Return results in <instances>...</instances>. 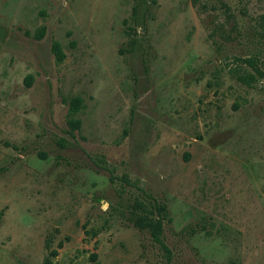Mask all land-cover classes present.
<instances>
[{
    "label": "rangeland",
    "instance_id": "rangeland-1",
    "mask_svg": "<svg viewBox=\"0 0 264 264\" xmlns=\"http://www.w3.org/2000/svg\"><path fill=\"white\" fill-rule=\"evenodd\" d=\"M47 259L264 264V0H0V264Z\"/></svg>",
    "mask_w": 264,
    "mask_h": 264
},
{
    "label": "trees",
    "instance_id": "trees-1",
    "mask_svg": "<svg viewBox=\"0 0 264 264\" xmlns=\"http://www.w3.org/2000/svg\"><path fill=\"white\" fill-rule=\"evenodd\" d=\"M193 1H196V0H193ZM52 50H53V53L55 54V57L57 58V61H61L63 59V55H62V53L60 51V48H59V45L57 43H54L53 44ZM26 84L29 85L28 82H26ZM79 103H80V101L78 99H75V100L72 101L71 107H70L71 112H75V111L78 110ZM69 126H70L71 130H76L79 127V121H77V120H71L69 122ZM153 229H154V227H153ZM153 240L156 243H158L159 245H161V247L163 249H166L165 246H164V244L160 240L158 234L155 232V230L153 232ZM60 246H61V243H60L59 247ZM56 255H57V252L56 251H51V253H50V256L51 257H55ZM91 260H93V261L96 260V254H92L91 255ZM45 264H50V259H47L45 261Z\"/></svg>",
    "mask_w": 264,
    "mask_h": 264
}]
</instances>
